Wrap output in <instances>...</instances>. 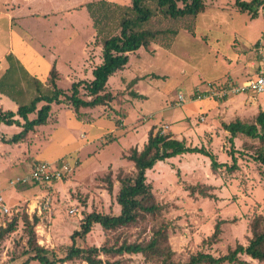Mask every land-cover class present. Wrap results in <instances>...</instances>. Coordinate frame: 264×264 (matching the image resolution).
<instances>
[{"label":"rangeland","instance_id":"obj_1","mask_svg":"<svg viewBox=\"0 0 264 264\" xmlns=\"http://www.w3.org/2000/svg\"><path fill=\"white\" fill-rule=\"evenodd\" d=\"M12 1L18 5L15 17L18 14L21 18V14L30 10L36 13L13 22V28L7 24V18L0 15V55H5L10 46L46 89L52 87L51 53L46 49L52 43L60 47L57 54L60 68L57 69L61 75L57 84L68 93L71 84L79 80L70 78V64L78 66L80 62L77 72L81 76L78 77H88L83 72L103 61L104 36L98 34L93 24L89 25L93 18L87 6L83 10L74 7L66 10L99 0H0V8L10 3L13 10ZM106 1L129 7L133 0ZM204 1L205 8L197 16L179 19L165 16L156 3L148 2L155 16L144 28L170 32L160 34L148 47L130 53L124 70L108 81L106 91L115 97L108 105L82 108L77 112L68 101L54 103L49 121L17 143L2 139L10 138L21 127L0 126V194L11 207L9 214L0 211V230L12 221L17 223L14 231L0 239V264H41L32 259L35 243L48 249L50 257L52 253L64 256L73 242L72 234L81 229L91 211L119 213L115 196L120 183L116 177L122 170L134 171L128 155L132 148L143 147L151 128L157 132L168 125L170 129L165 133L171 131L174 137L185 139L187 145H205L217 153L220 161L232 164L228 155L230 133L222 123L240 118L235 111L244 113L243 121L252 123L255 120L253 109L264 107V93L248 103L247 95L243 94L240 100L245 101L240 102L238 110L232 111L227 105L213 114L206 107L214 100L193 101L191 92L215 78L227 76L228 71L234 81L241 82L248 76L251 56L255 51H264V9L260 8L259 15L251 18L248 11L239 9L236 0ZM113 16L118 21L111 17L108 27L119 34V11ZM172 31L177 33L172 34ZM57 33L59 38H56ZM239 58L240 63L229 61ZM7 66L8 61L0 59V76ZM24 83L22 81L20 87ZM133 90L147 97H133L130 93ZM34 93L35 90L30 89L29 94L23 96L25 101ZM179 93L185 96L187 103L174 107L172 103ZM82 96L85 97L84 90ZM8 107L0 101V111L9 110ZM161 108L165 109L160 111ZM35 116V113L30 114V118ZM234 141L239 151L236 152L239 169L229 171L222 167L213 171L210 159L198 153L158 162L148 172V178L157 201L164 207L163 214H147L133 224L113 230H104L94 223L86 237L75 239L76 245L119 246L124 241L146 242L161 223L169 224V242L177 262H188L191 255L200 251L220 256L237 243L247 245L252 236L250 221L254 216L264 215V175L253 159L262 141L244 135H238ZM61 158L78 161L73 173L63 180L51 185L11 184L15 176L27 173L35 162ZM109 178L114 185L113 193L108 191ZM189 186H196V190L192 192ZM71 208H76V212H70ZM217 227L219 232L214 235ZM32 235L36 241L30 242ZM101 257L119 260V264L159 263L148 261L140 253L102 254ZM243 258L249 264H264L247 255ZM57 264L87 263L75 259Z\"/></svg>","mask_w":264,"mask_h":264},{"label":"trees","instance_id":"obj_2","mask_svg":"<svg viewBox=\"0 0 264 264\" xmlns=\"http://www.w3.org/2000/svg\"><path fill=\"white\" fill-rule=\"evenodd\" d=\"M152 1L157 4L158 9L165 16L179 19L186 16H197L205 8L204 0H133L132 6L123 7L119 4H109L106 0L91 1L86 4L93 18V23L102 37L103 61L93 69V78L90 80H78L71 84L70 92L60 88L57 84L59 72L56 66L50 71L51 88H45L44 84L38 78L32 76L22 65L19 59L9 53L6 56L8 66L5 72L0 76V93L7 95L18 104L16 111H0V126H20L21 130L14 133L10 138L3 137L7 143H17L23 141L28 135L41 125L48 122L54 103L63 104L66 101L78 112L82 108H92L99 105H108L114 100L112 92L106 91L109 78L114 73L122 70L130 61V53L139 50L142 47H148L151 42L157 40L160 34L169 31H160L144 28V25L155 16V10L148 4ZM236 5L241 11H248L253 18L258 16L260 8L264 9V0H236ZM110 6L109 8H107ZM111 10V11H110ZM113 10V11H112ZM119 11L118 28L120 33H113L109 29V20L114 21L116 13ZM110 11V13H109ZM108 22V23H107ZM107 31V32H106ZM176 34L177 31H172ZM22 81L26 83L22 84ZM28 86V89L26 88ZM30 89H34L33 97L25 101V94H29ZM84 90L85 97L82 96ZM27 92V93H26ZM136 98L145 99L146 96L136 91H130ZM41 104V106H39ZM35 113L34 118L30 114ZM223 128L230 133L229 141L231 148L228 155L231 157L232 164L220 161L217 153L210 150L205 145H187L185 139L174 137L173 133H161V130L154 132L151 128L148 134L147 142L141 149L134 147L131 149L128 158L133 163L134 171L132 173L122 170L116 180L120 183L116 193V201L120 205L119 213H101L91 211L84 219L81 229L75 230L72 234L73 242L68 247L64 256H57L49 250L35 243L32 250L35 255L34 260L41 264H57L81 259L87 264H119V260H104L101 255L109 254H136L140 253L148 261L159 262L157 264H249V261L243 258V255L250 256L259 262H264V215L254 216L250 221L251 238L247 245L237 243L231 247L226 254L215 256L209 252L200 251L191 255L188 262L181 263L174 260L175 251L169 242V224L161 223L154 230L149 241H124L116 246H96L90 245L82 247L76 245L77 237L84 238L92 230L93 224L98 223L104 230L118 229L137 222L140 217L147 214H163L164 207L160 204L153 191V185L148 181L147 170L152 169L157 162L165 161L169 158L184 153H199L210 159V167L217 171L225 167L229 171L239 169V152L235 147L234 139L238 135L248 136L251 139H260L262 145L254 153V161L259 164L261 173L264 175V110L260 108L255 120L252 123L237 118L233 121L223 122ZM194 192L196 186H189ZM108 191L113 193L114 185L109 178ZM204 193V191H201ZM38 218L35 217V223ZM17 223L12 221L9 226L0 230V239L5 234L14 231ZM219 232L216 228L214 235ZM30 242L36 241L35 235L30 236ZM29 260L27 259V262Z\"/></svg>","mask_w":264,"mask_h":264},{"label":"built area","instance_id":"obj_3","mask_svg":"<svg viewBox=\"0 0 264 264\" xmlns=\"http://www.w3.org/2000/svg\"><path fill=\"white\" fill-rule=\"evenodd\" d=\"M260 62L255 75L247 78L241 83H236L232 78H226L220 81H212L207 83L204 87L198 88L191 95L194 98H215L224 99L231 95L246 93L252 97H256L259 94L264 93V51L260 50ZM186 101L185 96L179 93L175 100L176 106H181ZM168 125H163L161 133H165L168 130ZM78 161H67L64 158L56 161H37L30 170L23 174L15 176L11 184L21 185H51L56 181L63 180L69 176L76 169ZM11 207L5 202V198L0 194V211L3 214H9ZM70 212L75 213L76 208H71Z\"/></svg>","mask_w":264,"mask_h":264},{"label":"crops","instance_id":"obj_4","mask_svg":"<svg viewBox=\"0 0 264 264\" xmlns=\"http://www.w3.org/2000/svg\"><path fill=\"white\" fill-rule=\"evenodd\" d=\"M26 2H29L30 0H25ZM13 2V10H10V3H8V5L7 6H4L5 7V11H2V8H4V7H1L0 8V15L1 14H3L6 18H7V24L8 25H10L11 24V26H12V28H13V22H17V21H20L21 19H22V17H24V16H31V15H35V13L36 12H34V11H32V10H30V12H26L25 14H21L20 16H21V18L20 17H17V16H19L18 14H16V17L13 15L15 12H14V10H15V7H16V10L18 9V5H16L15 6V1H12ZM86 4L87 3H81V4H78L77 6H72V7H69L68 9H66L67 10V12L68 11H70V10H72V9H74V8H76V9H81V10H83V8L84 7H86ZM20 7V6H19ZM74 7V8H73ZM262 9V8H261ZM261 9H259V12H258V15H259V13L262 11ZM66 10H60V11H63V12H65ZM53 12V10L51 11V12H49V13H52ZM249 13V12H248ZM48 14V13H47ZM46 14V15H47ZM249 15L251 16V14L249 13ZM18 18H20V19H18ZM251 18H253L252 16H251ZM92 24L94 25V23H92V22H89V25H91L92 26ZM63 27V26H62ZM93 30H94V28H93ZM58 33H57V36H56V38H59L58 37ZM61 41H63V39H61ZM84 46V45H83ZM45 49V48H44ZM46 49H48V50H50V53H51V56L49 57V60H50V65H51V68H50V71H51V69H52V67L53 66H56V68H60V66H59V57L57 56V54H58V52H59V49H60V47H57V46H53V43L51 44V46L50 47H46ZM45 49V50H46ZM44 50V51H45ZM9 53H13V51H12V49L10 48V46L6 49V52H5V55H0V59H6V56L9 54ZM43 53V52H42ZM14 54V53H13ZM15 55V54H14ZM16 56V55H15ZM44 56V55H43ZM17 57V56H16ZM45 57V56H44ZM18 58V57H17ZM82 58H84V55H82V57H81V59ZM261 58V55H260V51L259 52H257V51H255V53L253 54V56H251V58H250V62H249V66H250V68H251V72L248 74V76L245 78V79H243L241 82H243L244 80H246L247 78H249V77H252V76H254L255 75V72L257 71V69H258V66H259V59ZM19 59V58H18ZM20 61V60H19ZM231 63H240V62H242V60L239 58L237 61H235L234 59H230L229 60ZM21 62V61H20ZM22 63V62H21ZM82 63V62H81ZM22 65L26 68V66L22 63ZM74 66H75V68H74ZM74 66L72 65L71 66V64H70V70H69V76H70V78H77V79H79V80H82V79H85V80H90V79H92L93 78V69H94V67H92V68H90L89 70H85L84 72H83V74H88V77H86L85 75H83V77H78V76H81V75H78V72H77V69H78V67H80V62H79V65L77 66L76 64H74ZM82 66H85V64L84 63H82ZM27 69V68H26ZM58 70V72H59V75H61V72H60V70L59 69H57ZM122 70H124V69H122ZM122 70H120V71H122ZM27 71L32 75V76H34V77H36V75L35 74H32L28 69H27ZM137 71V70H136ZM119 72V71H118ZM117 73V72H116ZM230 72L228 71L227 72V76H220V77H218V78H215V79H213L212 81H222V80H224V79H226V78H232V80L234 79L230 74H229ZM49 75H50V72H49ZM113 75H115V73L113 74ZM113 75H111V76H113ZM110 76V77H111ZM37 78V77H36ZM71 79V80H72ZM110 79V78H109ZM78 81V80H77ZM212 81H209V82H212ZM234 81V80H233ZM209 82H207V83H209ZM234 82H236V83H241V82H239V81H237V80H235ZM207 83H204V85H202V86H199V87H197L196 88V90L198 89V88H202V87H204ZM195 90V91H196ZM136 92H138V93H140V94H143V93H141L140 91H138V90H135ZM195 91H192L191 92V95L193 94V92H195ZM247 95V99H246V102L248 103V102H253V101H255L256 100V97L258 96H256V97H252V96H250V94H246V93H239V94H235V95H231V96H229V97H227V98H224V99H215V98H210V97H205V98H194V97H190V99L191 100H193V101H201V100H214L213 101V103H212V105L211 104H209L206 108H207V110H209V112H211V111H213L212 113L214 114H216V112L218 113V111L220 110V107H227V105H229V108H230V110H238L237 108H238V106H240L241 107V104H240V102L242 101V102H244L245 100L243 99V100H240V98H241V95ZM263 94V93H262ZM143 95H145V94H143ZM146 97H147V95H145ZM239 98V99H238ZM11 98L10 97H8L7 95H4V94H2V93H0V101L2 102V104L4 103V105L6 106V105H8L9 107L8 108H10L9 110H13V111H16L17 110V108H18V104L14 101V100H10ZM177 99V98H176ZM175 99V100H176ZM175 100H174V102L172 103V106H174V107H180V106H176L175 105ZM192 101V102H193ZM187 103V101H185V103L184 104H186ZM184 104H182L181 105V107L182 106H184ZM53 106V105H52ZM217 106V107H216ZM245 106V105H244ZM260 108H262L263 110H264V107H262V106H258V107H256L255 109H253V111H254V115L253 116H255L256 117V115H257V113L259 112V110H260ZM165 108H161L160 109V111H162V110H164ZM218 110V111H217ZM239 116H240V119L241 120H243V114L244 113H242V112H237V111H235ZM203 114H206V113H204L203 112ZM209 114V113H208ZM183 115V114H182ZM184 115H188L189 116V114H185L184 113ZM249 115V114H248ZM191 116V115H190ZM201 118H202V120H204L205 119V117L202 115L201 116ZM49 121V120H48ZM227 122V121H226ZM20 127V126H19ZM182 127V126H181ZM183 128H186V126L185 125H183ZM168 129H170V126H169V128ZM177 133V132H176ZM176 138H178V137H176ZM186 153H184V154H181V155H178V156H182V155H185ZM199 154V153H198ZM175 157H177V156H175ZM175 157H172V158H169L170 160H172L173 158H175ZM159 162H161V161H159ZM158 163V162H157ZM156 163V164H157ZM156 166V165H155ZM154 166V167H155ZM153 167V168H154ZM134 168V167H133ZM152 168V169H153ZM152 169H148L147 170V176L149 175V171L150 170H152ZM148 181H149V178H148ZM37 186V185H36ZM36 186H34V187H36ZM154 193H155V191H154ZM155 195H156V193H155ZM6 197V196H5ZM5 202L9 205V202H7V200L5 199ZM119 208H120V205H119ZM120 210V209H119Z\"/></svg>","mask_w":264,"mask_h":264}]
</instances>
